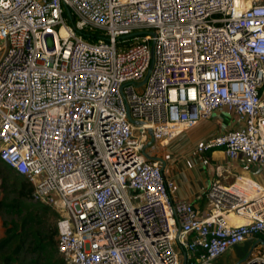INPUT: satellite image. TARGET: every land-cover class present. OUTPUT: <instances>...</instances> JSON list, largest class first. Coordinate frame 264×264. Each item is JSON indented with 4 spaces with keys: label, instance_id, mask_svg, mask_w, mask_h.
Returning a JSON list of instances; mask_svg holds the SVG:
<instances>
[{
    "label": "built area",
    "instance_id": "built-area-1",
    "mask_svg": "<svg viewBox=\"0 0 264 264\" xmlns=\"http://www.w3.org/2000/svg\"><path fill=\"white\" fill-rule=\"evenodd\" d=\"M218 110L239 126L198 151L264 167V0H0V160L62 214L66 264H218L264 234V185L211 183L202 218L144 153Z\"/></svg>",
    "mask_w": 264,
    "mask_h": 264
},
{
    "label": "crops",
    "instance_id": "crops-1",
    "mask_svg": "<svg viewBox=\"0 0 264 264\" xmlns=\"http://www.w3.org/2000/svg\"><path fill=\"white\" fill-rule=\"evenodd\" d=\"M237 126L239 121L235 115L218 110L209 119H202L194 127L185 130L169 145L158 143L156 151L149 149L151 145L147 147L144 152L153 157L149 160L159 161L165 176L174 180L171 193L173 201L185 200L192 203L203 218L212 211V205L204 192L211 183L218 182L229 186L239 180V177H248L264 185L262 165L251 162L244 156L229 159L222 149L213 148L204 153L198 151V146L212 135ZM150 140L151 137L148 143ZM241 220L238 216L233 218L234 223ZM253 241L243 244L249 245ZM185 258L184 253V260Z\"/></svg>",
    "mask_w": 264,
    "mask_h": 264
},
{
    "label": "trees",
    "instance_id": "trees-1",
    "mask_svg": "<svg viewBox=\"0 0 264 264\" xmlns=\"http://www.w3.org/2000/svg\"><path fill=\"white\" fill-rule=\"evenodd\" d=\"M14 178L20 180L19 198L10 206L25 205L26 212L9 225L3 222L6 230L0 237V264H66L57 246L62 214L42 202L27 203L32 183L16 171ZM258 238L264 239V234Z\"/></svg>",
    "mask_w": 264,
    "mask_h": 264
},
{
    "label": "rangeland",
    "instance_id": "rangeland-1",
    "mask_svg": "<svg viewBox=\"0 0 264 264\" xmlns=\"http://www.w3.org/2000/svg\"><path fill=\"white\" fill-rule=\"evenodd\" d=\"M14 176L15 171L0 161V237L4 236L6 230L3 222L9 225L13 221L18 220L26 212L25 205H19L17 206L18 208L10 206L19 198L20 180L17 181ZM30 201H32L31 197L26 202ZM249 251V245L239 244L229 249L228 252L217 258L216 261L218 264H235V262L245 258L249 254Z\"/></svg>",
    "mask_w": 264,
    "mask_h": 264
},
{
    "label": "water",
    "instance_id": "water-1",
    "mask_svg": "<svg viewBox=\"0 0 264 264\" xmlns=\"http://www.w3.org/2000/svg\"><path fill=\"white\" fill-rule=\"evenodd\" d=\"M67 14H68L69 17H71V11H70V10H67ZM150 73H151V68H150V70L148 71V73H147V75H146V77H145L143 83H144V82H147V80H148V78H149V76H150ZM132 121L135 122V124H137V121H135V120H133V119H132ZM149 134H150L151 140H150V142L147 144V147L150 146V145L153 143V141H154L152 130L149 131ZM147 147H146V148H147ZM144 153H145V155H146V157H147L148 159H153V157H151L150 155H148L147 152H144ZM260 240H262V239H260ZM249 253H250V252H249ZM248 256H249V254H248L245 258H243L242 260H240L237 264H240L242 261H246L247 258H248ZM184 264H187V260L184 261Z\"/></svg>",
    "mask_w": 264,
    "mask_h": 264
},
{
    "label": "flooded vegetation",
    "instance_id": "flooded-vegetation-1",
    "mask_svg": "<svg viewBox=\"0 0 264 264\" xmlns=\"http://www.w3.org/2000/svg\"><path fill=\"white\" fill-rule=\"evenodd\" d=\"M262 239V240H260ZM250 247V253L254 254L257 253L259 251H261L264 247V239L263 238H256L251 244H249Z\"/></svg>",
    "mask_w": 264,
    "mask_h": 264
}]
</instances>
